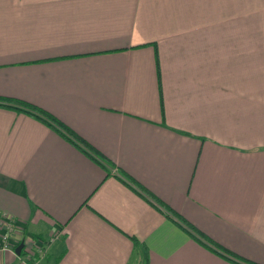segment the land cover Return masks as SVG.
<instances>
[{
  "label": "crops",
  "instance_id": "1",
  "mask_svg": "<svg viewBox=\"0 0 264 264\" xmlns=\"http://www.w3.org/2000/svg\"><path fill=\"white\" fill-rule=\"evenodd\" d=\"M0 98L96 154L0 107V215L22 230L0 264L27 239L33 264H139L129 236L149 264H239L141 187L264 264V0H0Z\"/></svg>",
  "mask_w": 264,
  "mask_h": 264
},
{
  "label": "trees",
  "instance_id": "2",
  "mask_svg": "<svg viewBox=\"0 0 264 264\" xmlns=\"http://www.w3.org/2000/svg\"><path fill=\"white\" fill-rule=\"evenodd\" d=\"M0 107L9 109V110H15L18 112H23L27 114L28 116H31L32 118L38 120L42 124L48 126L49 128L55 130L58 132L61 136H63L65 139L71 141L74 143L79 144L80 150L84 151L87 154H92L96 155L94 153L93 148H91L87 143H85L82 139H80L78 136L75 135L70 129H68L66 126H64L61 122H59L55 117H53L51 114L45 112L44 110L37 108L35 106L26 104L24 102L18 101V100H13V99H4L0 98ZM77 146V144H76ZM82 146V147H81ZM78 147V148H79ZM133 183V182H132ZM142 192L151 198L156 205L161 207L165 212L168 213L169 216H171L176 222H178L184 230L195 240L203 244L205 247L209 248L210 250L214 252H218L219 254H222L226 258L232 260L233 262L239 263V264H251L250 262L238 257L237 255L224 250L222 247L217 245L215 242L207 238L204 234L199 232L195 227H193L191 224H189L187 221H185L179 214L171 210L168 206L165 204L159 202L157 199H155L152 195H150L145 189L142 187L140 188ZM130 240L133 241V243L139 248V253H140V258L141 261L139 264H149V258H148V251L146 247L143 245L142 242H139L136 238L129 236ZM19 245V243L15 246V248ZM33 247V243L31 245V250ZM28 252L25 247H23L20 256H18L20 259H26V255H29V260L28 258L25 261L26 264H33L30 259H35L36 258H44V260L47 259V254L44 253V250L42 253L32 251ZM31 253V255H30ZM43 254V255H42ZM60 260V257L56 258L53 262V264H57L58 261Z\"/></svg>",
  "mask_w": 264,
  "mask_h": 264
},
{
  "label": "built area",
  "instance_id": "3",
  "mask_svg": "<svg viewBox=\"0 0 264 264\" xmlns=\"http://www.w3.org/2000/svg\"><path fill=\"white\" fill-rule=\"evenodd\" d=\"M2 215H0V251L13 252L14 246L11 244V238L16 235L19 227L12 218H7L5 214ZM54 239L52 238L51 241ZM23 245H26V243L24 242ZM37 250L39 253L43 252V249L40 247H37Z\"/></svg>",
  "mask_w": 264,
  "mask_h": 264
},
{
  "label": "water",
  "instance_id": "4",
  "mask_svg": "<svg viewBox=\"0 0 264 264\" xmlns=\"http://www.w3.org/2000/svg\"><path fill=\"white\" fill-rule=\"evenodd\" d=\"M23 247H24L23 243H20V244L15 248V251H14V252H15V255H16V256H20V253H21Z\"/></svg>",
  "mask_w": 264,
  "mask_h": 264
},
{
  "label": "rangeland",
  "instance_id": "5",
  "mask_svg": "<svg viewBox=\"0 0 264 264\" xmlns=\"http://www.w3.org/2000/svg\"><path fill=\"white\" fill-rule=\"evenodd\" d=\"M1 215H2V214H1ZM5 215L7 216V218H12V219H13V216H12L11 214L6 213ZM2 216H3V215H2ZM13 220H14V219H13ZM18 231H20V234L22 233V230H18ZM27 242L32 243L31 239H27V240H26V243H27ZM45 248H46V246H45ZM45 248H44V249H45ZM31 253H33V252H31Z\"/></svg>",
  "mask_w": 264,
  "mask_h": 264
}]
</instances>
